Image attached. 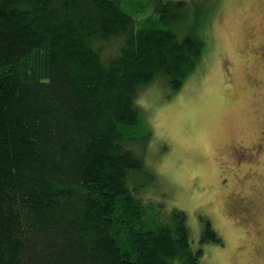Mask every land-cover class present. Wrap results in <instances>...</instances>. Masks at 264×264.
Wrapping results in <instances>:
<instances>
[{
  "label": "trees",
  "instance_id": "16d2710c",
  "mask_svg": "<svg viewBox=\"0 0 264 264\" xmlns=\"http://www.w3.org/2000/svg\"><path fill=\"white\" fill-rule=\"evenodd\" d=\"M213 5L0 0V264H200L222 243L203 218L193 247L186 211L146 195L140 102L195 73Z\"/></svg>",
  "mask_w": 264,
  "mask_h": 264
},
{
  "label": "rangeland",
  "instance_id": "374dc122",
  "mask_svg": "<svg viewBox=\"0 0 264 264\" xmlns=\"http://www.w3.org/2000/svg\"><path fill=\"white\" fill-rule=\"evenodd\" d=\"M211 1L195 73L177 92L157 83L141 95L151 131L146 161L157 175L145 193L164 210L186 211L193 247L203 218L212 222L222 243L203 244L200 264H264V149L241 152L259 167L237 170L230 142L264 128V0Z\"/></svg>",
  "mask_w": 264,
  "mask_h": 264
},
{
  "label": "flooded vegetation",
  "instance_id": "af4514ba",
  "mask_svg": "<svg viewBox=\"0 0 264 264\" xmlns=\"http://www.w3.org/2000/svg\"><path fill=\"white\" fill-rule=\"evenodd\" d=\"M262 47L263 46L260 47V50H262ZM260 58H261L260 61H262V63H264V58L263 57H260ZM248 138L251 140H250L249 144L247 145L246 140ZM230 142L232 144L231 145V155L233 156V158L237 159V161L233 164V168H237V170H242V169H250L251 170L253 168L259 167L251 159H248L247 161L242 160L239 157V154L243 153V156L246 157L248 155H246L244 152L250 151L252 148H256V149L263 148L264 149V128H262L261 131L257 132L255 135L247 133L243 137H241L240 139L234 138L232 141L230 140ZM236 148H238L239 151L236 150L234 152V149H236ZM254 163L256 166L254 165ZM229 167H230V162H226V164L224 163L223 165H221L222 174L224 173L223 179L221 181L223 182L222 184H224V186L228 182V180L225 179V177H227L226 171H229Z\"/></svg>",
  "mask_w": 264,
  "mask_h": 264
}]
</instances>
